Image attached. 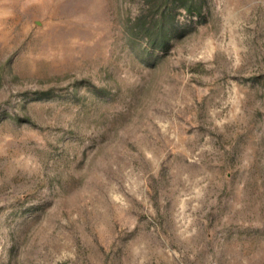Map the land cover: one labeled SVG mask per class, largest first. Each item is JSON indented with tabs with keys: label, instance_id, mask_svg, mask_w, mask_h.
<instances>
[{
	"label": "rangeland",
	"instance_id": "obj_1",
	"mask_svg": "<svg viewBox=\"0 0 264 264\" xmlns=\"http://www.w3.org/2000/svg\"><path fill=\"white\" fill-rule=\"evenodd\" d=\"M147 8L0 0V264H264V0Z\"/></svg>",
	"mask_w": 264,
	"mask_h": 264
},
{
	"label": "trees",
	"instance_id": "obj_2",
	"mask_svg": "<svg viewBox=\"0 0 264 264\" xmlns=\"http://www.w3.org/2000/svg\"><path fill=\"white\" fill-rule=\"evenodd\" d=\"M148 0V8L137 18L134 30L140 32L155 50L167 51L177 30V8L201 15L203 1L199 0ZM50 91L37 94V99L50 97Z\"/></svg>",
	"mask_w": 264,
	"mask_h": 264
}]
</instances>
